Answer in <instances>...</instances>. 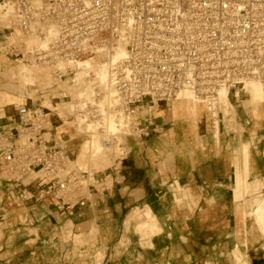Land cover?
Masks as SVG:
<instances>
[{
    "label": "built area",
    "instance_id": "built-area-1",
    "mask_svg": "<svg viewBox=\"0 0 264 264\" xmlns=\"http://www.w3.org/2000/svg\"><path fill=\"white\" fill-rule=\"evenodd\" d=\"M15 29L21 37L2 52L18 63L48 67L58 80L78 60L125 39L126 56L111 76L113 96L93 82L79 99L61 87L56 103L69 106L68 116L24 102L15 124L0 127V179L25 205L50 201L68 217H82L94 194L116 190L121 168L115 164L131 154H121L126 143L120 133L132 132L140 142L155 131L145 107L175 101L183 89L207 100L221 87L231 92L250 80L264 87V0H0V37ZM66 118L73 129L94 127L114 165L73 166L58 134Z\"/></svg>",
    "mask_w": 264,
    "mask_h": 264
},
{
    "label": "crops",
    "instance_id": "crops-1",
    "mask_svg": "<svg viewBox=\"0 0 264 264\" xmlns=\"http://www.w3.org/2000/svg\"><path fill=\"white\" fill-rule=\"evenodd\" d=\"M154 119L150 137L133 142L116 190L105 197L94 194L81 209L82 217L60 215L50 201L23 209L21 221H33L38 239L48 243L42 255L37 251L36 263L20 257L11 264H48L50 257L52 264H243L232 253L237 246L242 260L264 264V240L250 226L249 235L244 232L242 210L233 197L243 143H250L253 178L264 176V111L260 116L241 111L238 123L223 127L219 137L204 126L184 139L189 126ZM175 129L176 141L168 144L167 135ZM252 176L244 184L239 178V198L242 187L259 184ZM13 216L0 212V226L9 238L0 251L11 248L16 236L8 223Z\"/></svg>",
    "mask_w": 264,
    "mask_h": 264
},
{
    "label": "bare ground",
    "instance_id": "bare-ground-1",
    "mask_svg": "<svg viewBox=\"0 0 264 264\" xmlns=\"http://www.w3.org/2000/svg\"><path fill=\"white\" fill-rule=\"evenodd\" d=\"M50 35L52 36L53 33H51ZM20 37L21 33L18 29H15L12 33L3 36L0 45L4 44L2 47L4 50L5 45L15 41ZM97 53H106V57L104 58L102 54L78 60L71 66V73H68L69 75L66 73V78L62 80H58L52 74L50 68L48 67L23 63L24 66L21 67V70L14 69V72H10V75H14L16 80L11 81V84L8 88L9 92H18L17 95L19 94V96L22 94V96H24V94H27V96L34 95L36 99L40 101H46V97H52L53 105H49L48 107L52 108L53 110H56V112L61 117L67 115V108H69V106L64 107L61 104L56 103L58 88L62 87L65 90H68V93H70L73 97H77V99H79L84 97L87 93L85 91V87L90 84V82H93L96 83L101 89H104L108 97L110 95L113 96L114 90L111 87L110 83L112 72L117 62L124 58L127 53L124 37L121 36L120 38H117L114 42H111L106 46L98 48L96 54ZM13 68L14 67H12V69ZM59 68L64 71L69 70L68 67L63 64L60 65ZM6 73H8V71H6ZM72 81L76 82L75 89L71 87L70 83ZM31 86L34 88L36 87L34 92L33 89L30 88ZM1 87L3 86L0 85V88ZM241 90L248 94L245 103L249 102L252 106L253 113L257 116H260L263 112V109H261V107L264 104V87L262 83L256 80H250L246 83H242L236 91L237 97L239 98ZM30 91H32L33 95L30 93ZM175 101L182 102H180L178 106L173 103L161 102V104H159L158 106V109H167L166 111H170L171 114L176 116L178 115L179 110L185 108V116L193 118V121H196L197 119H199L200 116L203 115V111H206L208 108H210L208 107L207 102L210 101V103L212 104V102L214 101V106L210 108L212 120H214L213 132H215V134L219 137V134L223 127H226V125L228 124L233 127L234 125H236L238 112L237 108L233 105L230 100V91L227 86L219 88L215 97H210L207 100L196 99V97L193 96L190 91L183 89L179 93ZM151 107L144 108L146 114L150 112V110L147 111V109ZM206 107L208 108L206 109ZM6 113L8 114V112ZM10 120H12V113L11 115H0V123H2L3 121ZM70 122V119L66 118V124L69 125ZM110 127L112 130L117 131V128L113 124H111V121ZM61 134L67 143L68 158L71 161L72 165L77 168H94L97 170H101L105 169L107 166H110L113 160L115 159V157H113L109 153V151L105 150L102 147V145L98 141L96 129L90 125L79 126L75 129H72L71 127L68 128L65 126ZM132 134V132H127V130L124 133H120L119 139L126 143L125 153L124 151H122L121 154L127 155L130 152V137L132 136ZM131 139L134 140L132 137ZM77 147L79 149L77 150L76 157L72 160V156L70 155L71 151ZM241 150L243 153L241 152ZM241 150V156L239 158L240 165L243 164L246 160L248 161L249 159H247V157L251 156L250 143H243V145H241ZM245 150L246 152H244ZM239 178L242 182L245 181V178L242 175H240ZM244 197L245 204H250V210H245L246 214L242 211L244 215L242 217L241 223L243 227L244 225H246L244 232L248 234L250 232V229H256L258 235H260L264 240V176L261 177V181H259V184L256 187L249 188L246 192L242 193V198ZM243 202L244 200L242 201V203ZM248 220H250V225L248 224ZM232 253L234 257L238 259L242 252L237 246L235 251H233ZM244 263L248 264L247 262Z\"/></svg>",
    "mask_w": 264,
    "mask_h": 264
},
{
    "label": "rangeland",
    "instance_id": "rangeland-1",
    "mask_svg": "<svg viewBox=\"0 0 264 264\" xmlns=\"http://www.w3.org/2000/svg\"><path fill=\"white\" fill-rule=\"evenodd\" d=\"M2 38L3 37H0V42H2ZM3 45L4 44L0 45V85L4 87V88L3 87L0 88V115H8V114L11 115V113H12V120L3 121L2 123H0V127L13 126L15 124V115H16L17 107L24 102L37 103V104L44 105L46 107H48L49 105H51V106L53 105L52 97H48V98L46 97V101H40V100L36 99V97L32 94V91H30V93L33 96H30V95L27 96V94H24V96H22L23 94L19 96V94L17 95L18 92L17 93H13L12 91L9 92L8 88H9V85L11 84V81L16 80L14 75H10V72H12L14 69H20L21 70V67H23L24 64L18 63L16 61H14L13 59L8 58V56L2 52V51H4L2 48ZM105 54L106 53H99V54L97 53V54H93V56L102 55L105 58L106 57ZM12 67H14V68L12 69ZM6 71H8V73H6ZM65 78H66V76L63 77V79H65ZM70 84H71V87H73V89H75L76 82L72 81ZM30 88L33 89V92L36 89V87L34 88L32 86ZM68 88H69V86H68ZM236 91H237V89L230 92V100L236 108H237V105H240V108L239 109L237 108L238 115L241 111H245V110L249 111V109H250V111H252L251 110L252 106L250 105V103L249 102L245 103V101L247 100L248 94H246L244 91L241 90L240 98H239L236 96L237 95ZM163 102H165V101H162V103ZM180 102H182V101H179V102L178 101H170V102H166V103H173V104H176V106H178V104H180ZM159 104H161V101L156 102L155 104L151 105L152 107L147 109V111L150 110V112L147 113L146 115L153 116L157 119L163 118V119L168 120V121L173 119L175 121L174 127H176L177 125H179L180 127H183V126L188 127L189 126V130L184 133V139H187L188 135L195 128H198V127H204L205 126L208 129L211 128V130H214V127H213L214 124H212L214 120H212V114L210 113V108H208V107H206V109L207 108L208 109L206 111H203V115L200 116L199 119H197L196 121L195 120L193 121V118L185 116V114H186L185 108H182L181 110H179L178 115L175 116V115L171 114L170 111H166L167 109H164V108L158 109ZM261 109H263V111H264V104L261 107ZM6 112H8V114ZM184 121H188L190 123V125L184 124ZM237 121H238V118H237ZM193 122L196 124V126ZM65 126L70 128V126L67 124L66 125L60 124L58 126V128H59L58 134L59 135H62L61 133H62V130H64ZM229 126H230L229 124L226 125V127H229ZM174 132L176 133L177 130L175 129V131L170 132V134L167 135L166 142H168V144H170V141H171V143L176 141V135H178V133L173 134ZM143 141H145V140H141L139 143H141ZM133 142H135V141H133L130 137V147L131 148L133 146L132 145ZM245 143H248V142H245ZM78 149L79 148L77 147L71 151L70 155L72 156V159H75ZM240 156H241V154H240ZM114 162H115V159L113 160L111 165L112 164L114 165ZM239 162H240V160H237V162L235 163V175H234V186H233V195L234 196L233 197H234V200L236 202H239L238 204L240 205L239 206L240 210H242L245 213V210H248V211L250 210V204L249 203L245 204V197L239 198V195H238L239 194V184H240L239 176L242 175L246 179V176H247V178L251 177L253 172H252V167L250 168V166H251L250 160H248V161L246 160L241 165ZM115 166H117V168H121V172H120V176H121L123 174L122 169H124V164H119V165L115 164ZM101 170H103V169H101ZM261 177L262 176H256L253 178V176H252V179L257 180V181H261ZM0 181L2 183L4 182L1 179H0ZM242 184H244V183L242 182ZM7 188H9V187H7ZM7 188L4 189L0 183V212H2V213H5V212L13 213V215H14L13 219L14 220L8 221V223H9V225H12V226H10V228H12L14 231L13 236H15V235L16 236L11 238V243H12V245L10 246L11 248L8 247L6 250L0 251V264H11L13 261L20 259V257H22L24 259H25V257L31 258L30 262L36 263V258H37V254H38L37 251H39V254L41 253V255H42L43 252L41 251V248L46 247L48 241L42 242L43 241L42 239L41 240L38 239V234H37V230H36L37 225L33 221H29V220L26 221L24 218H23V221H21L20 215L23 212V209H25L26 207H30L31 205L28 206V205H25L24 203H22L19 199H17L16 193L12 189H10V190L8 189L9 190L8 191ZM240 190L243 193V192H246L248 189H245L242 187ZM241 192H240V195L242 196ZM243 200H244V202L242 203ZM148 211L151 212L148 209L146 211V213ZM28 214L31 215L30 212H28ZM239 220H240V222H242V213L240 215ZM147 231H149L148 227L142 230L143 233H146ZM150 231H152V230L150 229ZM0 234H1L0 235V249H2V245L7 243V239H9V238L7 236H4V231L1 228V226H0ZM46 239H51V237H47ZM51 242H52V240H50V243ZM27 251H33V253H32L33 255L31 257H28V255L26 254ZM44 255L48 256V255H50V252H45ZM100 255L101 254H98L97 258H100ZM239 258H240V260H239ZM235 259L237 261H242L243 264H245L244 262H247L249 264V262L247 260L246 261L242 260L243 259V253H241V255H240V257H238V259L236 257H235ZM46 263L52 264L51 257L49 259V262H46Z\"/></svg>",
    "mask_w": 264,
    "mask_h": 264
}]
</instances>
